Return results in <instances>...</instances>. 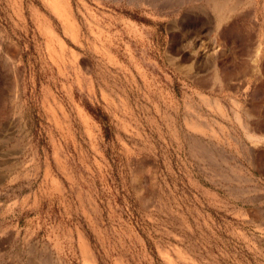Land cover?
Returning <instances> with one entry per match:
<instances>
[{
    "label": "rangeland",
    "instance_id": "rangeland-1",
    "mask_svg": "<svg viewBox=\"0 0 264 264\" xmlns=\"http://www.w3.org/2000/svg\"><path fill=\"white\" fill-rule=\"evenodd\" d=\"M0 264H264V0H0Z\"/></svg>",
    "mask_w": 264,
    "mask_h": 264
},
{
    "label": "bare ground",
    "instance_id": "bare-ground-1",
    "mask_svg": "<svg viewBox=\"0 0 264 264\" xmlns=\"http://www.w3.org/2000/svg\"><path fill=\"white\" fill-rule=\"evenodd\" d=\"M218 1H220V0H218ZM221 6H222L221 2H214L213 5H212L213 9L215 8L216 10H219L221 8Z\"/></svg>",
    "mask_w": 264,
    "mask_h": 264
}]
</instances>
